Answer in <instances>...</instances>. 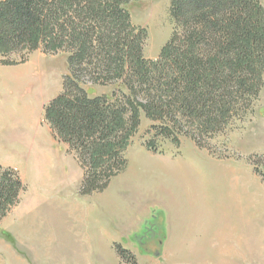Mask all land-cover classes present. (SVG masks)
Listing matches in <instances>:
<instances>
[{"label": "rangeland", "instance_id": "374dc122", "mask_svg": "<svg viewBox=\"0 0 264 264\" xmlns=\"http://www.w3.org/2000/svg\"><path fill=\"white\" fill-rule=\"evenodd\" d=\"M171 2L136 0L127 6L132 25L147 29V59H159L175 29ZM68 50L42 45L28 54L0 55V166L15 169L26 185L0 218V264H130L115 244L134 254L137 264H174L170 250L178 230L202 237L199 248L190 252L195 259L264 264V180L250 164L264 153V83L247 114H237L222 131L203 136L201 144L180 126L173 128L177 142L161 134L162 122L141 109L140 125L123 153L126 169L103 191L82 195L86 168L45 119L47 105L73 71ZM74 72L91 96L115 91L116 101L123 102L130 96L116 74L78 64ZM136 89L131 100L145 102V91ZM182 126L192 131L193 123L184 120ZM150 141L154 150L147 146ZM176 163L194 170L191 175L207 195L203 219L212 218L206 224L184 225L191 205L183 203L185 189L167 171ZM13 222L22 235L5 230L14 231Z\"/></svg>", "mask_w": 264, "mask_h": 264}, {"label": "trees", "instance_id": "16d2710c", "mask_svg": "<svg viewBox=\"0 0 264 264\" xmlns=\"http://www.w3.org/2000/svg\"><path fill=\"white\" fill-rule=\"evenodd\" d=\"M134 1L0 0V55L28 54L42 45L69 49L73 71L47 105L45 119L86 168L82 195L103 191L126 169L123 153L140 125L141 109L162 122L161 134L177 142L173 128L180 126L201 144L203 136L247 114L263 87L261 0H172L175 29L157 60L143 54L147 29L130 21L127 6ZM76 64L116 74L130 96L125 102L116 101L115 91L91 96L76 79ZM136 87L147 94L145 102L131 100ZM184 120L193 123L192 131L184 130ZM147 146L156 148L153 141ZM255 158L250 164L264 180V153ZM25 187L15 169L0 166V218ZM115 247L126 262L137 264L129 250Z\"/></svg>", "mask_w": 264, "mask_h": 264}, {"label": "crops", "instance_id": "0c3cea01", "mask_svg": "<svg viewBox=\"0 0 264 264\" xmlns=\"http://www.w3.org/2000/svg\"><path fill=\"white\" fill-rule=\"evenodd\" d=\"M3 86H6L7 89L9 88L7 85L6 76H5V82H3ZM0 148H1V144H0ZM2 162L3 160L0 157V163ZM177 180L180 182L179 185H181V187L185 189V192H186L185 194L186 199L183 200V203H185V200H186L191 205V212L189 214H185L188 217V220L184 225L193 223V226L196 227L197 222H199V224L201 223L206 224L207 221L210 220L212 217L209 216V218L203 219L204 217L203 213L204 211L208 209L209 201H206L204 199V197L207 198V195L202 191V185L199 183V180H197V178L193 177V175L191 174L185 175L183 177H177ZM187 193L191 195V197H188ZM192 200L195 201L194 206L196 208L192 205V202H193ZM29 221L30 219L28 220V223ZM20 222L21 220H19L18 223ZM18 223H15V222L11 223L14 225V228H13L14 231H12L9 226H4L5 230L13 234L15 237L22 235L24 231L20 230L18 225H15ZM32 226H33V223L30 222L29 227L31 228ZM173 240L175 241L174 243L175 248H173L175 252L171 249L170 253L171 255L174 254V264H213V262L211 263L210 260L207 258H203L201 260L195 259L190 253L196 250L195 248H199V245L202 242V237L195 238L193 234L188 233L185 235V233H182V230L181 232H179L178 230L177 236L176 237L174 236Z\"/></svg>", "mask_w": 264, "mask_h": 264}, {"label": "bare ground", "instance_id": "6f19581e", "mask_svg": "<svg viewBox=\"0 0 264 264\" xmlns=\"http://www.w3.org/2000/svg\"><path fill=\"white\" fill-rule=\"evenodd\" d=\"M9 80V79H8ZM12 82H15V79L11 80ZM3 82V81H2ZM5 82V81H4ZM167 171L171 173V175L176 177H183L185 175L191 174L190 172H194V170L188 166V164L184 163H176L172 164L167 167ZM235 191V190H234ZM237 193V192H236ZM241 193V192H240ZM242 195V194H241ZM234 198V197H233ZM246 203V202H245ZM244 205V204H243ZM242 207V206H241ZM242 212V211H241Z\"/></svg>", "mask_w": 264, "mask_h": 264}]
</instances>
